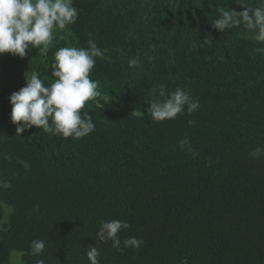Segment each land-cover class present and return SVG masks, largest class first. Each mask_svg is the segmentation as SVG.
<instances>
[{"label":"trees","instance_id":"16d2710c","mask_svg":"<svg viewBox=\"0 0 264 264\" xmlns=\"http://www.w3.org/2000/svg\"><path fill=\"white\" fill-rule=\"evenodd\" d=\"M67 39L46 54H0V264H90L100 222L126 221L119 251L99 242L100 264H264V55L243 25L212 26L235 0H85ZM259 6V0H243ZM104 52L90 73L101 95L86 103L95 131L81 139L35 126L20 135L10 120L25 75L48 86L61 47ZM208 41V42H205ZM138 57L130 68L127 60ZM50 75L47 79V75ZM161 83L200 108L153 121L150 89ZM188 120H195L190 126ZM187 138L198 156L179 147ZM39 205V209L35 205ZM34 239L45 241L39 255Z\"/></svg>","mask_w":264,"mask_h":264},{"label":"clouds","instance_id":"9594fccd","mask_svg":"<svg viewBox=\"0 0 264 264\" xmlns=\"http://www.w3.org/2000/svg\"><path fill=\"white\" fill-rule=\"evenodd\" d=\"M242 6V11L219 8V15L212 20V26L221 32L238 28L252 33L254 51L264 55V0L259 6H250L243 0H235ZM74 0H0V54L11 53L21 58L32 48H38L46 54L55 39V32L64 30L76 23L78 10L73 6ZM208 42V41H205ZM88 47H61L54 55L52 76L56 79L48 86L39 78V73L25 75L26 86L13 92L9 97L11 104L10 120L17 125L16 133L20 135L33 126L45 133L62 135L64 138L81 139L93 131L95 124L88 112L82 113L88 101L101 95L99 81L93 80L90 73L97 58H103L104 52L93 39L87 41ZM130 68L140 64L138 57L127 60ZM150 107L147 113L153 121L174 120L178 114L191 115L200 108V103L181 87L167 91L161 83L150 89ZM190 126L195 120H188ZM179 147L198 156L187 138L179 142ZM39 209V205H35ZM130 225L122 220L101 221L97 231L95 246H89L87 258L90 264H100L99 242L111 240L112 246L119 251L123 248L139 249L144 243L135 236L123 240L121 248V230ZM45 241L34 239L30 253L39 256L45 250ZM36 264H45L38 259Z\"/></svg>","mask_w":264,"mask_h":264},{"label":"rangeland","instance_id":"374dc122","mask_svg":"<svg viewBox=\"0 0 264 264\" xmlns=\"http://www.w3.org/2000/svg\"><path fill=\"white\" fill-rule=\"evenodd\" d=\"M73 6L77 8L78 14H80L86 8L87 5H86L85 0H74ZM74 25H75V23L68 25L66 27V29H64V30L58 29L55 32V36H59L60 38L67 39L68 34H71L72 26H74ZM49 77H50V75L48 74L47 79H49ZM4 87L5 86L2 84V81H0V95H1ZM2 184L3 183L0 181V185H2ZM9 213H10V208L7 206H4V217H3L2 221L0 222V229L2 228V225L7 222ZM20 261H21V253L14 251L10 255V259H9L8 264H20Z\"/></svg>","mask_w":264,"mask_h":264}]
</instances>
